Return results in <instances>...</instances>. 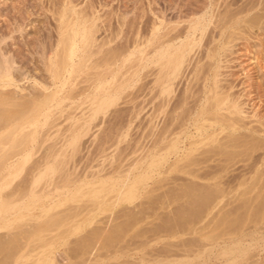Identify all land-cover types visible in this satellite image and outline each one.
Returning a JSON list of instances; mask_svg holds the SVG:
<instances>
[{
	"label": "bare ground",
	"instance_id": "6f19581e",
	"mask_svg": "<svg viewBox=\"0 0 264 264\" xmlns=\"http://www.w3.org/2000/svg\"><path fill=\"white\" fill-rule=\"evenodd\" d=\"M252 2L247 1L241 6L237 5L238 8L234 10L231 8L235 4L229 2L226 4L225 2L223 7L217 3L214 5L216 7L208 14L191 18L188 20V25L176 33L170 29L172 27L166 26L163 20L159 19L151 26L147 22L146 25L150 28L145 25L147 27L145 30H149L144 31L141 39L134 42L132 50L130 48L110 49V47L108 50L102 51L100 46L96 47L94 27L87 24V19L86 21L84 19L70 20L67 13L63 14L62 21H60L62 24L61 33L57 43L55 42V45H50L48 48L45 43L40 42L38 51L51 85L49 82L47 85L44 84L43 80L41 81L44 83H40L34 78L36 82H39L38 85L36 84L39 87L34 88L33 92L31 90L29 94L27 91L26 95H22L23 89L19 91L21 94L17 92L21 87L16 84L18 81L15 76L17 69L16 64L14 66V59L5 58L7 55L0 56V231L7 232H5V238H0V264H60L55 256L57 246H70V243L66 241L67 237L69 238L68 235H77L82 231V227L78 223L67 227L72 214L78 216L83 211L98 210L101 212L109 208L113 209L122 203H133L156 172L161 174L164 170L166 174L181 172L189 176L200 177L201 175L199 174V176L198 173L201 168H196L212 161L218 155L231 159L234 154L237 155L236 153L240 152V155L244 153L247 158L245 160L249 161L253 155L248 154V151L258 153V150H262L261 152H263L261 155L255 154L257 157L252 158L250 162H253L250 163L246 171L249 177L247 178L246 174L241 175L242 178L239 177L236 189L231 188L230 185L228 186L231 189L222 185L223 177L229 173L230 166H225L229 162H226L220 170L208 171V173L204 170V178L213 181L207 185L208 187L204 184L205 187L197 190L190 184L187 193H190L192 198L194 195L200 196L201 199L202 196L209 199L206 204L204 200L197 202L199 205L205 204L204 207L207 210L213 211L219 205V200L234 192L237 194V198L240 197L242 199L240 200L244 202L241 206L238 205L239 207L236 206L231 210V212L235 210L233 215L231 212L229 216L224 217L220 214L222 218L220 217L219 225L229 227L235 224V220H239L244 227L249 224H253L255 227L264 224V139L251 137L247 140H240V137L237 136V134H242L241 130L247 131L249 136L264 134V130L248 128L243 123L244 110L238 93L233 91L234 86L223 84L219 80L220 73L217 70L221 67V59L227 55L226 53L224 57H221V50L224 48L226 50L229 44L236 40L235 35L241 34L236 31L242 29L245 32L244 27L251 28L252 24H257L259 16L253 21L252 19L255 18L245 20V18L238 17L242 13H251L258 6L263 5L262 2L255 4ZM174 28L176 29V26ZM226 34L228 36L225 38ZM0 51L2 52V50ZM126 52L129 53L123 56ZM116 66L122 70L118 75L115 73ZM20 72H17L18 77ZM29 75L26 77L28 78ZM141 76L144 80L142 91L146 96L147 105H145H153V111L147 119L146 130L143 133L144 141H146L144 158L148 160L146 167L138 171L139 166L135 164L133 167L121 170L119 169L121 163H118L120 166L114 167L113 165V168L104 174H102L105 171L103 169L90 172L83 170L87 174L79 175V172L76 173L75 166L71 164L72 158L78 150L80 151L83 138L89 134L92 128H90V124L99 117L104 118L110 113L111 109L118 105L124 90L127 87L135 86ZM80 77L82 79L80 83H75ZM183 79L186 80L184 84H182ZM81 83L86 85L82 88L79 86L80 89H78L77 85ZM51 87L53 88L51 89ZM12 88H16V90H12ZM81 96L84 98H78ZM77 100L78 102L75 103ZM79 109L81 115L76 116L74 112ZM63 115L66 120H71V125L67 126L68 128L63 134L58 133L63 139L58 138V143L62 141L61 144L59 145L56 143L57 140H53L54 142L45 148L46 153L44 152L43 161L40 160L35 165L32 164L34 166L33 169L31 168L29 179L27 178L13 187L14 181L20 177L27 164L34 162L36 153L50 141L51 135L48 129L44 131V128L52 125V118ZM154 128L156 130H153ZM105 129L106 127L104 131H106ZM224 133L225 136L222 135ZM113 134L106 135L104 142L102 141L103 144H100L101 153L107 151L106 145ZM223 136L224 138H222ZM243 136L245 138L247 135ZM172 158L175 159L170 164ZM184 160H186L184 165L179 166V162ZM217 168L219 167L217 166ZM137 171L138 173H136ZM227 178L230 180V177ZM248 184L249 187L242 189ZM7 189L10 190L8 193L5 192ZM39 194H43L44 199L57 194L59 200L54 201V206H47L41 201L42 199H38ZM216 199H219L217 203ZM82 203L84 204L82 205ZM37 204L42 206V220H38L32 227H26L27 222L29 223L31 220L33 222L35 219L36 215L31 214L32 208ZM58 207L63 209L59 211L62 212L54 214L55 211L52 210ZM178 211L180 212V210ZM183 219L185 220V218ZM130 221L132 222L133 219ZM180 221L182 222V220ZM179 224L181 223L179 222ZM175 225L177 226V224ZM129 226L131 227L130 224ZM240 226L242 227V225ZM126 229L128 227H114L111 231L107 230L109 231L107 233L102 230V232L91 230V232L94 231L92 237L80 236L81 238L75 242V246L73 248L70 246L73 250L65 249L64 259L68 261L67 264H90L91 262L88 263L89 259L87 260L85 256L92 255L96 241L104 239V246L108 247V243L111 244ZM56 230L61 232L51 235ZM107 238L113 239L108 242ZM187 249L189 250L188 247ZM235 252L234 248L225 250L223 254L231 255ZM167 263L169 264V262ZM185 263L179 262L178 264Z\"/></svg>",
	"mask_w": 264,
	"mask_h": 264
},
{
	"label": "rangeland",
	"instance_id": "374dc122",
	"mask_svg": "<svg viewBox=\"0 0 264 264\" xmlns=\"http://www.w3.org/2000/svg\"><path fill=\"white\" fill-rule=\"evenodd\" d=\"M247 1H253L252 3L254 4L262 2L263 5L258 6L251 13H242L238 17L245 18V20L255 18L252 19L253 21L256 20L259 16V19L256 21L257 24H252L251 28L244 27V29H246L245 32H243L244 30L242 31V29L237 31L235 30L236 32L241 34L235 35L236 40H233V42L229 44L226 50L225 48L224 50H221V57H224L226 53L227 55L225 56V58H220L221 67L217 70L220 73L219 80H221L223 84L234 86L233 91L238 93L239 100L242 103L244 110L243 123L248 126V128L264 130V0H0V50H2V52L0 51V53H2L0 54V56L3 55L5 57L7 55V57L5 58H9L11 60L14 59V66L16 64L15 67L17 69L16 71H21L20 76L18 77V73L14 70V73L16 72L15 76L17 77L16 79L18 81V83L16 84H18V87H21L17 90V92L21 94V92L19 91H22L23 89L22 95H26L25 93L27 91H29L27 92V94H29L31 93V90L33 92L34 88H38L39 86L37 85L39 82L44 83L43 81H45L44 84L47 85L49 82V85H51L50 78L48 77L44 66H42L43 64L40 59L41 55L38 51L40 49V42L45 43L48 48L55 42L57 43L61 33L62 24L60 21H62L61 16L63 14L67 13V15L70 16V20L84 19L86 21L87 19V24L94 27L93 29L95 31L97 45L96 47L98 48L100 46V48H102V51H105L106 49L108 50L110 47V49L130 48V50H132L134 42L139 41L143 34L149 30L145 29L147 27L150 28L149 26H151L152 23L159 19L163 20L166 26L172 27L169 28L173 29V32L176 33L180 31L182 27L184 28L185 26H187L188 20H190L191 18L200 16L205 13L208 14L210 11H212V9L216 7H214V5H216L217 3H220V5H222L223 7L225 5V2L226 4L228 2L233 5L235 4L233 8H231L234 10L238 8L237 5L241 6L242 3L245 4ZM147 22L150 23L148 24L149 26L146 25ZM242 25L245 26V24ZM175 26L176 29L174 28ZM227 36L228 35L226 34L225 38ZM128 53L129 52L124 53L123 56ZM15 58L17 59V61ZM22 71L24 72L22 73ZM121 71L122 70L120 69V67H115V73L117 75L119 74V72L121 73ZM28 75L29 77L27 78L26 76ZM34 78L39 80V82H36ZM81 80L82 79L80 77L75 81V83H80ZM142 82L144 83L143 76L139 78L135 86L127 87L124 90L125 92L121 100H119L118 105L113 107L110 113H108L104 118L102 116L99 117L97 120L93 121L90 124V128H92L89 134L85 138H83L82 144L79 148L80 151L78 150L76 154L74 153L75 155L72 158L73 160L71 159V164L75 166V170L77 169L76 173L79 172V175H84L91 170L97 171L104 169L105 171L102 172V174H104L105 172L107 173L108 171H110L113 168V165L114 167L121 165V167L119 168L121 170L133 167L135 166V164L139 166L138 171H141L146 167L148 160L144 158V146H146V141H144L143 133L146 130L145 127L147 124V119L153 111V105L149 104L148 106H146V96L144 91H142ZM182 82V84H184L186 83V80L183 79ZM85 85L86 84L84 83L78 84L77 88L79 86L80 88H82V86L85 87ZM52 88L53 87H51V89ZM14 89L16 90V88H12V90ZM84 96L78 98L83 99ZM76 102H78V100L75 101V103ZM80 113V109L74 112L76 116L81 115ZM51 122L52 125L45 127L44 131H47L48 129V132L51 135L50 138L52 140L50 139L48 144L46 143L47 145H45L36 153L33 160L35 163L31 162L27 164L20 177L15 180L16 182L14 181L13 187H15L16 184L21 183V181L26 180L27 178L29 179L28 176H30V172L33 169V166L37 162H40V160L43 161L42 159H44L46 153L45 148L48 145L52 144L54 142L53 140H57L56 143L59 142L58 138H60V140H63L61 139L60 134H63L65 129L68 128L69 125H71V120H66V117H64V115L52 118ZM104 126L106 127V131H104ZM153 130H156V128H154ZM117 132L119 133L117 137H115ZM110 133L114 134L113 137H110L111 139L106 145L107 151L101 153L100 144H103L104 138ZM241 133L242 134H237V136L240 137V140H247V138L250 139L251 137L264 139L263 133L252 134L254 136H249V133L245 130H241ZM222 135L225 136V133ZM243 135H247L248 137L246 136L244 138ZM224 136L222 138H224ZM61 142L62 141H60V143L58 144L60 145ZM109 144H111L112 146ZM261 151L262 150H258V153H252L251 151H248V154L253 155L252 158L254 159L255 157H257V154L261 155L263 153ZM236 154L237 155L234 154L231 159L230 157H219L218 155L215 157V159L213 158L212 161L205 164L207 167L205 165L197 167L196 169L201 168L198 175L200 174L201 176H199L202 178L189 176L181 172H172L166 174L163 170L161 174H157L156 172L153 175L152 179L148 181L145 188L139 192L138 199H136L133 203H122L113 207V209L109 208L108 210L106 209L101 212L98 210L94 212L83 211L78 216L72 214L70 216L71 218H69V226L67 227H72L73 224L78 223L81 225L82 231L77 235L69 234V238L67 237L66 241L70 243V246H72L73 248V246H75V242L81 237H92L94 235V231L91 232V230H98L99 232L105 231V233H107L114 229V227H128V229L124 230L123 233H121V237L117 236V239H114L113 241L112 239L115 237L111 239L107 238V241H112L111 244L108 243L110 241L106 242L109 244V248L107 246V248L104 246V239L96 241L92 255L85 256L87 260L89 259L88 263L124 264L125 262V264H168L167 262H169V264H178L179 262H187L185 264H264V224L258 225L256 227L253 226V224H249L247 225V227L246 225L244 227V225L241 224L239 220H235V224H232L229 227L219 225V221L222 217L229 216L231 210L235 209L236 206H241L242 202H244L241 201L242 199L240 197L237 198L236 193L234 194L233 192L232 194H230L231 196L229 195L222 200L216 199V203L218 200L220 201L218 203L219 205L215 207L216 209H213V211L218 210L216 213L210 211L209 209L207 210V208L204 207L209 199H205L204 196H202L201 199L200 196L194 195L192 198V195H189L190 193H187V191L189 192L188 189L190 184V186H195L197 190H201L202 187L205 186L208 187L207 185H210L213 181H209L204 178L203 175L205 174V171H207L208 173V171L211 172L220 170L221 168H223L222 165L226 162H229L225 165L230 166H228L229 173L227 176L223 177L222 185H224V187H228V189L230 188V186L231 188L236 189L240 178H242V176L247 173L246 171L248 170V166L253 162H250L252 158L249 159V161L247 160V162L245 160L247 158L244 153L243 155H240V152ZM223 158H227V161ZM242 158L244 159V162ZM174 159L175 158H172L170 160V164H172L171 162H174ZM185 161L186 160L179 162V166L184 165ZM118 163L121 164L119 165ZM233 163H235L236 165H233ZM32 164L34 165L32 166ZM217 166L219 168H217ZM83 170L87 172H84ZM138 171L136 173H138ZM82 172L84 173L82 174ZM230 175L236 179L232 178ZM133 177L134 175L132 174V178ZM177 177L180 180H178ZM227 177H230V180ZM246 177L248 178L249 175H247ZM164 178L167 180H165ZM160 179L163 181H161ZM228 182L229 184H227ZM246 187H249V184L245 187H242V189ZM9 191L10 190L8 189L5 190L6 193H8ZM39 198L42 199L41 201L45 205L47 204V206H54V201L59 200L57 194L51 196L48 199H44L43 194H39L38 199ZM200 200H204L205 204L199 205V202L197 201ZM195 203H198V205H196ZM83 204L84 203H82V205ZM223 206H225V208H223ZM41 207V205L37 204L33 207L34 209L32 208L33 212L31 211V215L35 214L36 216L33 215L35 219L33 220V222L32 220L29 223L27 222L26 227H32L36 225V222L38 220H42L43 211H41ZM199 207H202V209H200ZM61 209V207H58L54 208L52 211H55L54 214H57L62 212H59ZM177 209L180 210V212ZM234 211L231 212L232 215ZM192 212L193 214H195L193 215ZM36 213L39 215H37ZM220 214L222 215V217ZM180 216H184L183 218H185V220L183 218L181 219ZM130 219H133V224H131L132 222L130 221ZM180 220H182V222ZM179 222L181 224L183 222L184 223L181 225L179 224ZM129 224L131 225V227L129 226ZM175 224H177V226ZM24 225L23 227H25ZM240 225H242V227ZM237 228L239 229V231ZM230 231H232V233H230ZM5 232L6 231H0V238L6 237L7 232ZM60 232V230H56L53 231L51 235H55ZM119 238L122 239L120 240ZM114 243L116 246L114 245ZM70 246H57V249L55 250V256L60 264L68 263V261L64 259L63 253L65 249H69V251L73 250ZM112 246H114L115 248L113 247L112 249ZM187 247L189 248V250L187 249ZM234 248L236 249L235 253L231 255L223 254L225 250ZM159 250L161 251V253ZM209 250L210 252H208ZM161 259L162 262H160Z\"/></svg>",
	"mask_w": 264,
	"mask_h": 264
}]
</instances>
